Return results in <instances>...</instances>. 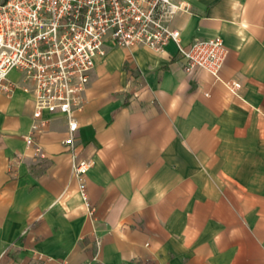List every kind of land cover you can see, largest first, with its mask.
<instances>
[{"label":"crops","instance_id":"crops-1","mask_svg":"<svg viewBox=\"0 0 264 264\" xmlns=\"http://www.w3.org/2000/svg\"><path fill=\"white\" fill-rule=\"evenodd\" d=\"M181 41L219 36V79L160 52L109 46L74 112L90 159L83 206L66 118L27 144L32 94L0 89V264H264V0H173ZM240 83L239 94L224 84ZM39 148L43 156H36Z\"/></svg>","mask_w":264,"mask_h":264},{"label":"built area","instance_id":"built-area-1","mask_svg":"<svg viewBox=\"0 0 264 264\" xmlns=\"http://www.w3.org/2000/svg\"><path fill=\"white\" fill-rule=\"evenodd\" d=\"M182 10L187 6L173 0H0V89L12 91L15 83L7 74L16 70L32 94L33 124L25 135L27 144H33L32 134L49 123L45 112L66 118L64 143L88 215L93 207L85 194V177L92 163L78 157L74 112L82 109L95 56L104 55L109 46L139 45L160 52L172 41L186 71L200 68L219 79L227 47L219 36L183 43L180 31L169 25ZM224 84L239 94V82ZM36 156H43L39 148ZM81 264H96V259Z\"/></svg>","mask_w":264,"mask_h":264}]
</instances>
